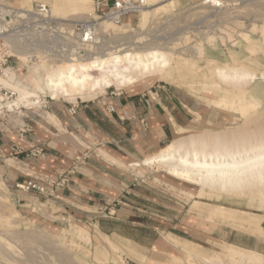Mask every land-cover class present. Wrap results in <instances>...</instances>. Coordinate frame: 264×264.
I'll return each mask as SVG.
<instances>
[{
	"label": "rangeland",
	"instance_id": "1",
	"mask_svg": "<svg viewBox=\"0 0 264 264\" xmlns=\"http://www.w3.org/2000/svg\"><path fill=\"white\" fill-rule=\"evenodd\" d=\"M0 1L8 2L14 8L24 9L32 8L36 3H44L43 0L30 2L23 0ZM158 1H160L159 5L167 4V6L159 10H152L144 25L139 24L141 23L140 13L127 16L120 24L113 21L107 22L114 23L111 24L112 26L116 25L118 31H115L113 27L105 29L104 25L107 23L103 25V21H108V19L101 17V15L107 9L102 8L98 11L96 0H93L92 8L87 11L89 13L94 11V15L89 20L95 22V28L92 31L95 32L96 39L89 46H84L85 51L87 53L101 51L107 53L120 48H133L141 51L148 48L163 47L172 51L176 55V60L182 58L190 61L193 64L191 69L194 73L179 75L174 72L166 81L151 78L134 89L112 88L101 94L95 101L104 102L113 93L120 94L133 91L139 93L162 91L168 95L191 96L198 102L205 104V108L211 113L206 119H199L202 123L194 128V131L180 136L203 132L223 134L232 131L238 132V130L251 135L253 132H258V135L260 131H263L264 134V82L256 81L246 91L245 96L249 101L250 94L256 95L257 106L249 108L250 112H248L249 109L243 111L244 114L238 109L237 104L231 105V95L221 97L222 93L205 88L206 84H211L216 79L208 67V59H214L218 65L222 66L225 63H234L232 54L240 55L238 56L239 62L241 60V63L247 65L255 73L257 72L258 75L260 72H264V41L260 36L262 34L260 29L264 27V0H219L218 3L208 2L206 4L200 2L201 0H175L174 5L168 4L170 0ZM45 4L53 10L49 2ZM111 5L112 3H110ZM83 15L86 16L85 13L71 15L68 12L67 20L75 23L87 22L88 19L84 18ZM59 20L62 19L59 18ZM122 25L127 26V28H119ZM249 38L255 43H249ZM39 63L45 64L49 68L50 65H55L57 62L41 56L36 65ZM13 64L17 66L12 67V69L18 73H23L32 67L26 63L13 62ZM4 73H0L2 78L5 77ZM43 73L42 70L41 74ZM5 91H8V96L5 97H15V93L10 88L4 86L3 93ZM220 98H226L224 105L217 106L212 102V100ZM54 102L69 104L65 100L43 98L42 108L30 111L36 114L40 113L44 120L49 122L44 115L48 113L49 107ZM23 110L26 109L22 108L17 112ZM5 115H11V118L17 116V114L6 111L0 116ZM10 162L12 163V161ZM131 170L137 176L146 179L148 184L156 190L166 192L164 194L167 197L166 208L157 204H162L163 195L157 196V203L154 204L153 210L156 216L153 217L165 222L163 225L167 227L165 228L167 233L171 232L174 235L187 238L201 246L199 251L205 260L194 259L195 264H235L226 251L230 244L239 249H249L264 255V205L258 196L251 194L248 196L239 194L217 196L214 193L196 195L199 192L197 191L199 187L175 179L157 166L136 167ZM186 192L195 196L192 197ZM195 200H199L201 204L194 205ZM20 203L14 195L5 189L0 180V264H136L124 252H108L104 249L101 238L96 233L97 227L91 221L62 217L59 214L56 217L51 216L52 218H40L30 209L21 206ZM219 206L246 211L247 214L244 215L246 218L212 220L209 214L203 213L216 210ZM240 213L236 212V216H240ZM9 214L11 218H5ZM71 219H74L73 221L78 226L89 230L92 235L90 244L80 242L78 239L74 240L69 234ZM183 226L191 229V231L185 233ZM260 226L263 229H260ZM166 230L162 234H167ZM260 230L262 232H259ZM126 232L134 235L130 230ZM109 236L121 244H129L127 239L116 234ZM164 241L167 243L165 239ZM139 250L146 255L148 262L149 260L155 262L162 259L166 264H180V260L181 264H188L186 254L168 243L167 247H141ZM177 258L180 260H176Z\"/></svg>",
	"mask_w": 264,
	"mask_h": 264
},
{
	"label": "crops",
	"instance_id": "2",
	"mask_svg": "<svg viewBox=\"0 0 264 264\" xmlns=\"http://www.w3.org/2000/svg\"><path fill=\"white\" fill-rule=\"evenodd\" d=\"M204 105L191 96L133 91L113 93L104 102H54L43 113L49 122L32 109L8 112L17 116H0V180L40 218L75 217L139 247H167L165 222L153 217L157 196L163 195L157 204L166 208V192L134 174L130 165L194 131L211 113ZM65 174L69 182L46 197L16 192L18 183L44 176L59 181Z\"/></svg>",
	"mask_w": 264,
	"mask_h": 264
},
{
	"label": "bare ground",
	"instance_id": "3",
	"mask_svg": "<svg viewBox=\"0 0 264 264\" xmlns=\"http://www.w3.org/2000/svg\"><path fill=\"white\" fill-rule=\"evenodd\" d=\"M23 1L30 2L32 0ZM43 1V4L49 2L52 5V15L54 18L58 17L56 18L58 20L60 18L63 21H68V12L71 15L85 13L86 16L83 15V17L88 19L87 22H90L89 18L94 15V11L90 13L87 11L92 8L93 0ZM200 2L204 4L208 2L218 3L219 0H201ZM159 4L160 1L158 0H148L140 12V25L145 24L152 10H159L167 6V4ZM168 4L174 5L175 0L168 1ZM27 9L29 10L30 7ZM109 21L111 20L103 21V25ZM111 24L114 23L104 25L105 29L113 27L115 31H118L116 25L112 26ZM128 27L130 28L129 25ZM119 28H127V26L122 25ZM261 29L262 34L260 36L264 41V27ZM94 34L95 32L92 30L88 33L93 39L92 42L96 39ZM248 41L255 43L250 38ZM238 56L232 54L234 63H225L222 66L218 65L214 59H208V67L216 79L211 84H206L205 88L222 93L221 97L231 95V105L237 104L238 109L243 112L257 106L256 95L250 94L249 101L245 93L256 81L264 82V72H260L258 75L257 72L255 73L247 65L241 63V60L239 62ZM192 65L186 59L176 60V55L166 48L154 47L141 51L133 48H120L107 53L102 51L88 52L81 57L59 60L55 65H50L49 68L45 64L39 63V65L29 67L23 73H18L12 68H6L4 70L5 77L0 76V85L10 88L15 93V97H0V115L4 114L5 111L16 112L21 108L39 109L43 104V98L65 100L69 103H78L80 100L83 102L95 100L112 88L134 89L151 78L166 81L174 72L179 75H189L194 73L191 69ZM42 70L44 71L43 74H41ZM244 98L246 99L244 100ZM212 102L221 106L226 103V98L212 100ZM228 107L231 108V106ZM250 111L249 109L248 112ZM255 133L253 132L251 135L238 130V132L232 131L223 134L203 132L183 135L167 144L159 152L146 156L141 161H135L130 166L134 168L157 166L169 176L199 187L197 190L199 192L196 195L214 193L217 196L221 194L248 196L251 194L258 196L264 205V134L263 131H260L258 135V132ZM186 193L192 197L195 196L190 192ZM200 204L199 200L194 201V205ZM236 212H241L240 216H236ZM203 213L209 214L212 220H234L239 217L243 218L247 214L246 211H237L221 206L216 210ZM5 218H11L10 214ZM73 220H70L69 234L74 240L78 239L80 242L89 243L92 236L89 230L78 226ZM96 233L101 238L102 246L108 252H124L136 264H166L162 259L155 262L149 260L148 262L146 255L139 250L141 247L133 242H129L128 245L121 244L109 235L102 233L98 228ZM164 239L169 245L186 254L188 264H195L194 259L205 260L199 251L201 247L199 244L172 233L165 234ZM226 251L235 264H264V255L253 250L239 249L230 244ZM176 260L180 259L177 258Z\"/></svg>",
	"mask_w": 264,
	"mask_h": 264
},
{
	"label": "built area",
	"instance_id": "4",
	"mask_svg": "<svg viewBox=\"0 0 264 264\" xmlns=\"http://www.w3.org/2000/svg\"><path fill=\"white\" fill-rule=\"evenodd\" d=\"M145 5V0H114L111 6L107 0H96L98 11L107 9L101 17L117 24L129 15L140 13ZM94 24L93 21L58 20L53 17L51 8L43 3H36L28 10L0 1V73L6 68H15L17 65L13 62L34 66L41 56L55 62L83 56L87 53L84 46L92 43L88 33L94 30ZM3 92L4 86L0 85V97L8 96V91ZM109 110L113 112L115 108L109 106ZM68 182L66 174L59 181L44 176L29 183L16 184V192L46 197L56 186Z\"/></svg>",
	"mask_w": 264,
	"mask_h": 264
}]
</instances>
